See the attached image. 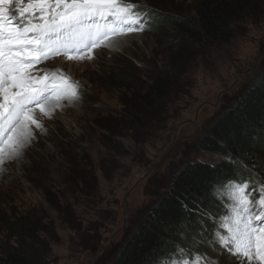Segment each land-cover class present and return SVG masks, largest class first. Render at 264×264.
Wrapping results in <instances>:
<instances>
[{"label":"rangeland","instance_id":"1","mask_svg":"<svg viewBox=\"0 0 264 264\" xmlns=\"http://www.w3.org/2000/svg\"><path fill=\"white\" fill-rule=\"evenodd\" d=\"M159 3L176 15L191 13V0ZM170 39L144 30L95 49L92 60L61 55L38 65L77 81L80 99L62 101L50 118L37 110L43 129H33L19 158L0 165V213L34 211L53 222L57 239L45 264H111L184 165L218 160L195 144L264 74V0L236 21L224 46L194 47L171 62ZM167 63L178 74L175 85L144 126L132 128L131 94L115 88L114 77L144 83ZM75 180L84 182L85 197ZM217 259L248 264L227 252Z\"/></svg>","mask_w":264,"mask_h":264},{"label":"trees","instance_id":"2","mask_svg":"<svg viewBox=\"0 0 264 264\" xmlns=\"http://www.w3.org/2000/svg\"><path fill=\"white\" fill-rule=\"evenodd\" d=\"M260 1L191 0V13L187 15L165 10L159 0L138 3L151 16L145 30L171 36L168 47L174 52L172 62L194 47L226 45L233 38L236 21ZM177 76L172 64L167 63L144 83L121 74L114 77L115 88L130 93L133 100L135 109L127 113L129 126H144L157 103L175 85ZM195 145L199 153L217 156L218 160L195 159L184 165L111 264H159L160 257L176 244L188 245L197 236L203 243L193 251L204 253L209 259L221 256L219 250L214 252L207 244L216 226L214 219L225 212V205L213 196L214 187L229 179L251 180L255 187L256 181L264 179V74L209 125ZM83 184L74 181L81 198L85 197ZM67 220L72 223V219ZM56 239L53 222L44 213L14 209L0 213V264H45Z\"/></svg>","mask_w":264,"mask_h":264},{"label":"snow or ice","instance_id":"3","mask_svg":"<svg viewBox=\"0 0 264 264\" xmlns=\"http://www.w3.org/2000/svg\"><path fill=\"white\" fill-rule=\"evenodd\" d=\"M150 20L138 0H0V165L19 158L35 138L33 129H43L37 110L50 118L62 101L80 99L77 81L38 65L61 55L92 60L95 49L144 31ZM252 184L229 179L214 187L225 212L214 219L207 244L237 261L264 264V180ZM199 243L197 236L176 244L159 264H221L193 251Z\"/></svg>","mask_w":264,"mask_h":264}]
</instances>
